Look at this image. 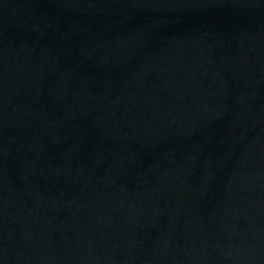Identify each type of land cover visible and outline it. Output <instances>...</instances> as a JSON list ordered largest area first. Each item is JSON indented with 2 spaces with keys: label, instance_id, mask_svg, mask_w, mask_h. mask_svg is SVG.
Returning a JSON list of instances; mask_svg holds the SVG:
<instances>
[{
  "label": "water",
  "instance_id": "obj_1",
  "mask_svg": "<svg viewBox=\"0 0 264 264\" xmlns=\"http://www.w3.org/2000/svg\"><path fill=\"white\" fill-rule=\"evenodd\" d=\"M0 264H264V0H0Z\"/></svg>",
  "mask_w": 264,
  "mask_h": 264
}]
</instances>
